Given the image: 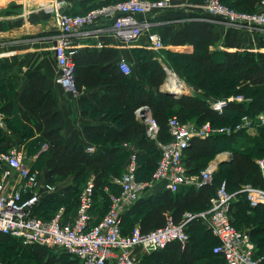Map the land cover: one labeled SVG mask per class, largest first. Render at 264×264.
Listing matches in <instances>:
<instances>
[{"label": "trees", "instance_id": "obj_1", "mask_svg": "<svg viewBox=\"0 0 264 264\" xmlns=\"http://www.w3.org/2000/svg\"><path fill=\"white\" fill-rule=\"evenodd\" d=\"M222 2L242 13H253L264 4V0ZM215 26L217 25L205 19L186 22L183 28L172 36L170 45H189L192 52L189 54L165 52L166 57L163 58L165 64L176 67V70L186 75L188 84L197 94L174 97L161 92L160 87L167 74L148 52H141L137 60L139 74L147 88L120 73L118 68L111 64L115 53L107 48L88 49L84 53L72 56L74 87L78 94L83 89L104 87L101 97L96 99V108L80 100L82 115L86 116L88 110L103 114L101 125L84 128L90 145L95 147L93 154L86 153V146L80 144L72 147L64 145L60 127L61 116L56 111L55 92L45 90V77L39 70L28 74L21 96L22 109L19 110V118L23 123L19 122L16 125L14 122L6 121V126L13 131L15 126L23 124L21 137L30 141L33 147L36 145L46 147L45 152L39 156V164L41 160L42 166L47 170L45 175L47 185H53L69 177L73 178L75 184L65 189L66 198L86 175L94 176L93 217H97L94 212L102 205L101 211L97 214L99 218L96 221L92 220L94 224L108 210L107 189L110 188L114 195L119 194V188L114 184V187L112 186L110 178L114 177L111 174L113 169H116V175L120 176L119 171L121 172L120 169L127 159L128 153L123 150V143L136 141L138 162L136 176L142 173L140 178L137 177L138 181H149L156 168L160 152L156 141L146 136V126L135 113L138 109L142 107L149 109L151 118L158 126L156 140L160 143L169 141L167 122L172 116H176L180 122L193 117L199 125L208 122L212 126L227 123L232 126L242 116L256 117L264 112V52L247 50L240 52L238 35L241 31L232 27L226 30L222 43L223 51L212 52L210 47L213 45ZM260 48H264V39L260 43ZM255 70L260 74L257 78L252 77ZM238 85L241 87L237 89L235 86ZM231 96H242L244 101L229 103L221 114L210 108L209 101ZM13 108L10 96L0 89V112L9 116L14 112ZM108 120L111 125L106 124ZM258 129L257 135L253 138L243 135V142L236 137L239 133L245 132H238L229 137L215 134L206 139L193 138L184 151L183 163L188 174H198L216 154L223 151L231 152L230 161L219 164L211 183L198 189L187 188L175 193L164 189L156 194H146L148 191L146 190L123 215L122 235H129L135 226L139 227L142 234H146L163 227L168 219L174 224H180L185 220V215L206 211L210 198L214 196L221 183L225 182L227 191L235 193L231 205V210L233 208L234 211L230 210L232 226L237 230H240L242 225L250 229L248 236L255 247L254 258H262L261 264H264V222L258 223L255 219L259 217L264 220V205L251 209L245 194L237 193L244 185L264 188L262 174L256 163V160L264 156V126ZM4 141L0 130V144ZM233 144L236 146H232ZM3 150L0 147V153L5 152ZM145 168L148 172L152 171V174L149 173L147 176L148 173L143 172ZM237 207H242L240 210L246 218L243 217L245 223L241 222L240 228L236 226V222L239 225L235 218ZM40 218L47 220L51 215ZM185 233L188 241L184 246L172 242L163 250L143 254L141 264H223L222 258L212 252L217 240L200 219L190 220L186 224ZM0 236L9 239L19 246L18 248L31 250V256L36 261H43L46 264L57 262L51 258L52 254L47 248L38 246L25 248L9 236L1 234ZM66 257L69 259V256Z\"/></svg>", "mask_w": 264, "mask_h": 264}, {"label": "built area", "instance_id": "obj_2", "mask_svg": "<svg viewBox=\"0 0 264 264\" xmlns=\"http://www.w3.org/2000/svg\"><path fill=\"white\" fill-rule=\"evenodd\" d=\"M176 3L180 6L190 5V0H122L94 7L84 14H69L64 10V0H50L49 8L57 30L51 48L57 66L55 83L72 96L78 95L73 80L72 56L75 51L71 47V41L76 36L110 35L122 47H129L144 36L150 50H163L162 38L147 17L153 12L168 10ZM200 4L205 20L212 24L239 31L264 32V11L237 12L224 5L222 0H201ZM122 70L129 74L127 67ZM166 73L167 79L171 74L176 77L168 69ZM243 101L242 96H231L209 101V106L221 114L229 103ZM135 113L146 126V136L156 141L160 152L151 180H137V152L133 151L129 154L125 171L113 180L119 194H109L108 210L97 223L92 222L94 176L82 185L73 218L64 219L65 210L60 208L46 220L34 213L38 203V172L25 163L23 155L8 149L0 153V234L9 236L25 248L38 246L62 252L76 264H141V254L163 250L172 242L184 246L188 241L186 224L197 218L217 240L212 252L222 258L223 264H261V259L254 258L255 247L248 234L232 226L230 210L235 193L227 191L225 182L210 198L206 211L187 214L180 224L168 219L163 227L149 233L142 234L135 226L129 235H122V217L154 183L161 184L172 193L210 184L217 169L216 161L208 163L198 174L187 173L183 159L190 141L193 138L206 139L215 134L229 137L252 124L264 126V114L257 115L253 123L244 117L235 128L217 130H213L208 122L202 125L186 124L171 117L167 122L169 141L160 143L156 140L158 126L151 118L149 109L142 107ZM85 152L93 154L95 147L88 145ZM256 163L264 181V156ZM45 187L50 192L56 191L54 185L46 184ZM237 193L245 194L251 209L264 205V188L244 185Z\"/></svg>", "mask_w": 264, "mask_h": 264}, {"label": "crops", "instance_id": "obj_3", "mask_svg": "<svg viewBox=\"0 0 264 264\" xmlns=\"http://www.w3.org/2000/svg\"><path fill=\"white\" fill-rule=\"evenodd\" d=\"M113 1L64 0L66 3L64 10L69 14H84L94 7L110 4L108 2L112 3ZM200 3L198 0H190V5L185 6H180V4L176 3L168 10L153 12L147 17L148 21L154 26L153 29L159 33L164 42L163 50L174 54H189L192 52L191 46H173L170 45V40L176 32L183 28L186 22L206 18L200 7ZM49 5L50 0H0V89L10 96L14 106V112L9 116L0 112V120L2 122L0 130L5 138V141L0 144L2 150L7 148L9 140L13 143L12 146L16 147L8 149L16 151L28 142L20 134H13L6 126V121L14 122L16 125L19 122L23 123L19 118V110L22 109L21 96L28 74L36 70H39L45 77V90H53L55 92L56 111L61 116L60 127L64 145L67 147L77 144L83 146L90 145L84 133V128L101 125L103 121V114H99L98 112L88 110L86 116L82 115V108L80 106V100H83L90 107L94 106L96 108V99L101 97L104 89L103 86L83 89L77 96H72L55 83L57 66L51 48L53 38L57 35V30ZM259 9L264 10V4ZM226 30L227 28L224 26H215L213 45L210 47L212 52L218 53L223 51L222 43ZM262 39H264V32L241 31L238 35L239 51L264 52V48H260ZM71 47L75 51V54L84 53L88 49L101 50L102 48H107L113 51L115 57L111 64L115 65L123 75L126 74L122 68L127 67L129 69L127 76L144 88L147 87L145 86L143 77L139 74L137 66V60L140 58L141 52H148L153 59L161 64L165 72L168 69L162 61L163 58L155 55L157 52L147 47L144 36L129 47L120 46L110 35L102 37H97L93 34L89 36H76L71 41ZM166 79L163 85H161L160 91L164 89L163 86ZM181 87L182 83L172 74L169 75L165 88L180 94ZM190 94L192 92L189 91L188 95ZM106 124L111 125L110 120ZM122 148L128 155L133 151L137 152L136 141L123 143ZM230 158L231 152L223 151L216 154L213 160L216 161L218 166L221 161L229 160ZM33 159L36 163H39V154L34 155ZM42 163L40 160L38 173L39 189L37 192L38 203L36 205L38 215L47 218L50 217V213L54 214L53 212H56V210L58 212L60 208H64V219H66L65 217L67 219L73 218L76 210L74 209L76 208L75 203L73 205L75 207H72V204L63 205V202L66 201L65 191H60L64 187L71 186L73 178H67L72 180V182L69 180L70 182H66L64 185H58L60 188L56 185V191L50 192L45 189L47 170L45 166H42ZM30 166L34 167L31 164ZM113 180L114 178L111 177L110 182ZM163 190L164 188L161 184L154 183L146 194H156ZM66 207H69V210ZM72 209H74V212ZM98 218L99 216H94L93 221H96ZM241 231L248 234L250 229L245 226L241 228Z\"/></svg>", "mask_w": 264, "mask_h": 264}, {"label": "rangeland", "instance_id": "obj_4", "mask_svg": "<svg viewBox=\"0 0 264 264\" xmlns=\"http://www.w3.org/2000/svg\"><path fill=\"white\" fill-rule=\"evenodd\" d=\"M116 1H119V0H114L113 2H116ZM108 3H111V2H108ZM263 11L264 10L258 8L255 12L262 13ZM250 32L255 33L254 30H252ZM165 52H167V51L166 50H161L160 52L157 53V55L160 56V57H162V58H164V57H166ZM162 61H163V59H162ZM165 67L168 68V70L171 73H174L176 75V77L178 78L179 82L182 83V88H181L182 90H181V93L179 94V96H181L183 94L184 95L185 94L188 95V91L192 92V94H197L196 90L191 85L188 84V82H187L188 79H187V77H185L186 75L184 76L181 71L176 70L177 69L176 67L174 68L173 66H169L168 64H166ZM259 76H260V74L256 70L252 72V77L257 78ZM165 84H166V82H165ZM235 87L238 89L241 86L238 85V86H235ZM163 88L165 89V85L163 86ZM260 114H264V112H262ZM172 117H176V116H172ZM244 117H246L247 119H249L251 121V123H253V122H255L257 116L256 117H251V116H248V115L242 116L239 119V121L236 124L232 125V126L229 125L230 123H227V125H225V124L219 125V126H217V125L212 126L211 125V127H212L213 130H217V129H220V128H223V127L235 128L237 125H239L241 123V119L244 118ZM181 123L199 125L198 123H196V121H195V119L193 117H188V118H186V120H184ZM258 128H259V126L257 124H252V126L245 127V129H242V131H241V132H245V134L239 133L236 138L239 139V140H241L242 142H243V139H242V136L243 135H246V136H249V137L253 138V137H255L257 135V133L259 131ZM23 130H24L23 129V124H20V126H15V128H13V131L12 130L11 131L13 132V134H16L17 133V134H20L21 135L22 133L20 131H23ZM29 142L30 141L26 142V144L23 145V147H20L21 149H17V152H19L21 155L24 156V159H25L24 161H25V163L27 165L30 166V164H31L32 166H34L33 168L39 173L40 164L39 163H36L33 158H34V155H36V154H39V156H40L42 153H44L46 147L44 145L43 146L42 145H36L35 147H33ZM12 145H13V143H11V140H9L7 142V146H6L7 148H4L3 151H6L8 148H11V147H16V146H12ZM232 146H236V144L235 145L233 144ZM128 157H129V155H127V157H126L127 159L125 160V163L123 165V168L120 169L121 172L119 171V175L120 176L125 171V167H126V164L128 162ZM213 159L211 161H213ZM211 161H209V163ZM137 166H138V162H137ZM111 172H112L111 174L114 175V177H113L114 179L120 177V176L118 177V175H116V169H113ZM143 172L148 173L147 176L149 175V173L152 174V171L151 172L150 171L148 172L146 170V168H145V170ZM141 174L140 175L138 174L137 177L140 178ZM69 178H71V177H69ZM91 178H92V175L91 174L86 175L82 179L81 183L80 184L78 183V185L75 186L73 192H70V194H69V196H67V198L65 196V200L66 201L63 202V205L66 206V204H68V205H71L72 204V207H75V206H73L74 203H75V205L77 206L78 194H79V192L81 190V187H82V185H84V183H86ZM69 180L70 179L61 180V181L56 182L53 185L56 187V185L57 186L60 185V184H63L64 185L66 182H70V181L72 182V180H70V181ZM150 180H151V178H150ZM111 184L114 187L113 183H111ZM58 188H60V186H58ZM66 188L67 187H64L60 191H65ZM106 192H107L108 195L109 194H112V191L110 190V188H108ZM100 200H101V198H100ZM102 202H105V201L102 200ZM101 207H102V205L100 206V208H98V210H96L94 212V214L97 217H98L97 214L99 213V211H101ZM240 208H242V207H237L235 209L236 210V216H235V218L239 222V225L236 222V226L239 227V228H240V225H241L240 223L241 222H242V224L245 223V222H243V217L244 216H243V213L241 212ZM66 209L69 210V207H66ZM74 209H76V208H74ZM74 209H72L73 212H74ZM34 211H35V214L37 215V208H35ZM233 211L234 210L232 208L231 212H233ZM53 213L54 214H51L50 213L49 215L54 216L57 213V210H56V212H53ZM65 218L67 219V217H65ZM244 219H246V218L244 217ZM255 219H257L258 223L264 222L263 218H259V217L256 218L255 217ZM255 219H249V220L250 221H254ZM244 227L245 226H242L241 228H244ZM18 247L12 241H9V239L0 236V264H46L43 261H36V260H34L32 258V256H31V252H30L31 250H27V249L24 250V249H21V248H18ZM49 251L52 254V257L51 258H53L54 260H57V262L55 264H76L75 262H72L70 259H68L66 257V255L64 253H62V252L53 251V250H49ZM201 264H203V263H201Z\"/></svg>", "mask_w": 264, "mask_h": 264}, {"label": "water", "instance_id": "obj_5", "mask_svg": "<svg viewBox=\"0 0 264 264\" xmlns=\"http://www.w3.org/2000/svg\"><path fill=\"white\" fill-rule=\"evenodd\" d=\"M161 92H163L166 95H170V96H174V97H179V94L178 93L172 92V91H170V90H168L166 88L165 89H162ZM229 161H230V159L229 160H223L219 164L226 163V162H229Z\"/></svg>", "mask_w": 264, "mask_h": 264}, {"label": "bare ground", "instance_id": "obj_6", "mask_svg": "<svg viewBox=\"0 0 264 264\" xmlns=\"http://www.w3.org/2000/svg\"><path fill=\"white\" fill-rule=\"evenodd\" d=\"M214 161V160H213Z\"/></svg>", "mask_w": 264, "mask_h": 264}]
</instances>
